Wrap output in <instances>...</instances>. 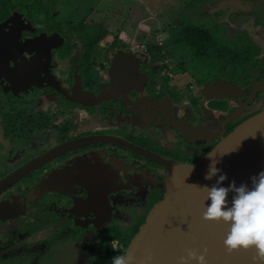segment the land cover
<instances>
[{
  "label": "flooded vegetation",
  "instance_id": "flooded-vegetation-1",
  "mask_svg": "<svg viewBox=\"0 0 264 264\" xmlns=\"http://www.w3.org/2000/svg\"><path fill=\"white\" fill-rule=\"evenodd\" d=\"M216 6V21L252 17L249 75L223 50L218 75L174 73L145 25L113 34L80 0H0V264H111L163 199L168 164L197 163L264 111V0ZM216 81L235 95H204Z\"/></svg>",
  "mask_w": 264,
  "mask_h": 264
},
{
  "label": "water",
  "instance_id": "water-1",
  "mask_svg": "<svg viewBox=\"0 0 264 264\" xmlns=\"http://www.w3.org/2000/svg\"><path fill=\"white\" fill-rule=\"evenodd\" d=\"M234 90L228 82L216 81L207 85L203 94L222 92L231 97ZM213 161L227 177L221 186L235 182L237 187L245 184L251 188V178L264 171V111L239 125L197 163L168 164L164 197L151 209L126 250L131 264H179L189 248L206 250L207 264H258L254 248L227 252L223 245L226 225L202 219L211 203L205 200L202 187H211L218 179H205ZM233 195L229 193V206Z\"/></svg>",
  "mask_w": 264,
  "mask_h": 264
},
{
  "label": "rangeland",
  "instance_id": "rangeland-1",
  "mask_svg": "<svg viewBox=\"0 0 264 264\" xmlns=\"http://www.w3.org/2000/svg\"><path fill=\"white\" fill-rule=\"evenodd\" d=\"M219 0H80L86 10L97 12L99 22L110 26L114 34L122 30L132 41L139 39L138 31L145 25L146 38L159 42L165 41L166 53L170 55V66L174 73L188 72L201 77L218 75L219 67L224 62L233 68L244 70L240 66V59L244 61L247 55L259 53L254 43L248 38L245 30L239 26L252 20V17L243 18L240 14L230 15L227 20H213L208 16V9L215 7ZM216 6V9H220ZM219 7V8H218ZM107 17L109 19H107ZM230 24L235 25L232 30ZM185 27H202L210 34L212 46L204 57H196L194 49L187 45H178L174 40L178 32ZM117 29V30H116ZM159 29L166 30L157 31ZM131 47V46H128ZM223 50L226 57L223 61L215 58V52ZM251 57V56H250ZM240 66V67H239ZM245 69L242 74L249 75Z\"/></svg>",
  "mask_w": 264,
  "mask_h": 264
},
{
  "label": "clouds",
  "instance_id": "clouds-1",
  "mask_svg": "<svg viewBox=\"0 0 264 264\" xmlns=\"http://www.w3.org/2000/svg\"><path fill=\"white\" fill-rule=\"evenodd\" d=\"M218 177L211 187H202L205 200H210L205 207L202 219L205 222L223 223L227 226V236L223 245L227 252L244 251L254 248L258 264H264V171L251 178V188L245 184L239 187L232 182L228 187L221 186L227 179L220 174L216 162L210 163L206 180ZM197 187V186H196ZM229 193H234L229 206ZM206 250L186 249L179 258V264H207ZM128 254L115 255L111 264H131Z\"/></svg>",
  "mask_w": 264,
  "mask_h": 264
},
{
  "label": "trees",
  "instance_id": "trees-1",
  "mask_svg": "<svg viewBox=\"0 0 264 264\" xmlns=\"http://www.w3.org/2000/svg\"><path fill=\"white\" fill-rule=\"evenodd\" d=\"M210 34L202 27H185L176 35V43H184L189 48L194 49L196 57H203L211 47Z\"/></svg>",
  "mask_w": 264,
  "mask_h": 264
}]
</instances>
